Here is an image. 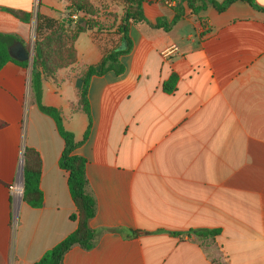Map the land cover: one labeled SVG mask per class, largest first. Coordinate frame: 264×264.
<instances>
[{"label": "crops", "instance_id": "obj_1", "mask_svg": "<svg viewBox=\"0 0 264 264\" xmlns=\"http://www.w3.org/2000/svg\"><path fill=\"white\" fill-rule=\"evenodd\" d=\"M91 2L99 24L75 42L76 63L42 84L43 104L60 110L81 143L76 155L87 161V193L97 205L94 248L73 247L64 264H264V12L238 1L196 15L187 0H146L145 21L129 26L131 46L117 59L123 71L91 78L85 139L78 82L124 40L122 1ZM175 5L181 19L158 28L173 22ZM37 14L68 26L91 17L71 0H0V34L15 37L10 47L32 53ZM172 46L178 52L165 58ZM31 70L10 62L0 71V264H37L77 228L59 166L64 141L30 96ZM172 75L176 87L167 93ZM26 147L42 161L40 208L23 201Z\"/></svg>", "mask_w": 264, "mask_h": 264}, {"label": "trees", "instance_id": "obj_2", "mask_svg": "<svg viewBox=\"0 0 264 264\" xmlns=\"http://www.w3.org/2000/svg\"><path fill=\"white\" fill-rule=\"evenodd\" d=\"M76 9L91 17L97 15L95 6L91 0H71ZM125 7L123 24L120 26L121 35L127 41L128 48L126 51L117 52L112 50L107 52L98 66L90 67L84 77L81 85L80 102L89 120V126L85 133L87 139L92 125V117L90 104L88 100V87L91 78L101 75L105 71L115 70L117 73L123 71L118 66V57L127 53L131 46V41L127 31L129 26L138 25L145 21L143 7L146 0H121ZM166 1V0H165ZM173 1V0H172ZM238 1L246 2L257 10L264 12V7L259 5L256 0H225L218 2L216 0H187L188 8L193 14L198 15L205 10L208 5H212L218 12H223L233 3ZM165 3V2H164ZM176 16L172 23L158 22L157 27L165 31H169L183 16L179 6L175 5ZM4 11L12 14L20 21L29 24L32 20V14L18 12L11 9ZM93 19V18H92ZM73 22V20H72ZM97 24L91 21L85 23H76L67 25L59 20L46 17L41 14L36 16L35 27V44L34 56L31 66V97L39 112L52 118L56 124L59 135L64 141V149L60 158V167L68 174L69 194L76 207V211L71 215L70 220L77 224L74 232L68 235L64 240L49 250L37 264H64L65 255L75 246L83 250H91L95 246L98 233L90 227L91 220L96 216V201L87 193V161L85 158L76 155V150L80 146V142L75 140L72 132L68 131L63 122V118L59 109L48 107L43 104V82L44 79L54 78L56 73L61 69H66L76 63L77 53L75 42L79 36L85 32L95 29ZM15 37L0 34V71L10 62L19 64V66L28 69V62H21L12 58L10 53V41ZM100 68V71L98 70ZM177 78L172 75L169 81L164 83V90L172 93L176 87ZM6 127V123L0 120V130ZM24 191L23 201L33 208H40L44 204V194L40 188V180L42 174V161L38 152L34 149L26 147L24 152ZM126 234L131 233L130 230H124ZM217 232H200L198 235L203 237L212 236Z\"/></svg>", "mask_w": 264, "mask_h": 264}, {"label": "water", "instance_id": "obj_3", "mask_svg": "<svg viewBox=\"0 0 264 264\" xmlns=\"http://www.w3.org/2000/svg\"><path fill=\"white\" fill-rule=\"evenodd\" d=\"M127 48H128L127 41L124 39L123 42H122V45L116 51L117 52L126 51ZM10 53L13 56V58H16L17 60L19 59V61H22V62H24V61H28V62L33 61V59L30 58L31 57L30 53L20 43H17L14 46H11L10 47ZM98 70H100V68H98ZM81 85H82V80H79L77 86L79 88H81L82 87ZM22 164H23V161L20 164L21 173H22V176H23L24 166H22Z\"/></svg>", "mask_w": 264, "mask_h": 264}, {"label": "built area", "instance_id": "obj_4", "mask_svg": "<svg viewBox=\"0 0 264 264\" xmlns=\"http://www.w3.org/2000/svg\"><path fill=\"white\" fill-rule=\"evenodd\" d=\"M165 4L168 5V6H170V7H172V6H174V0H173V1H172V0H166V1H165ZM69 18H70V20L77 21L79 17L77 16V14H75V13L73 12V13H71V14L69 15ZM177 52H178V47H177V46H172V47L166 49V50L163 52V56H164L165 58H168V57H170L172 54H175V53H177ZM12 189H14V187H12ZM13 191H14V190H13Z\"/></svg>", "mask_w": 264, "mask_h": 264}, {"label": "rangeland", "instance_id": "obj_5", "mask_svg": "<svg viewBox=\"0 0 264 264\" xmlns=\"http://www.w3.org/2000/svg\"><path fill=\"white\" fill-rule=\"evenodd\" d=\"M106 15L107 14H110V15H113V13H105ZM86 21H91V22H93V24H99L98 23V21L96 20V19H92V17H89V19L88 20H86ZM34 44H35V39L34 40H32V46H33V48H32V53H30V55H31V59H33L32 57L34 56ZM29 63V69H30V67L32 66V63H33V61H30V62H28ZM32 71V70H31ZM30 96H31V94H30ZM28 97H29V91H26V100L28 99ZM32 98V97H31ZM22 161H23V164H22V166L24 165V154H23V157H22Z\"/></svg>", "mask_w": 264, "mask_h": 264}, {"label": "bare ground", "instance_id": "obj_6", "mask_svg": "<svg viewBox=\"0 0 264 264\" xmlns=\"http://www.w3.org/2000/svg\"><path fill=\"white\" fill-rule=\"evenodd\" d=\"M22 187L21 186H19L18 184H16L15 185V187H14V193L16 194V196H22Z\"/></svg>", "mask_w": 264, "mask_h": 264}]
</instances>
